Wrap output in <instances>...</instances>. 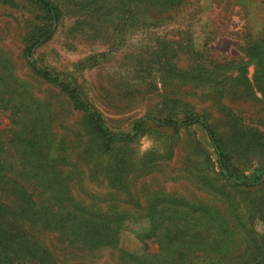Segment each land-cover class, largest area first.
<instances>
[{"label":"rangeland","instance_id":"1","mask_svg":"<svg viewBox=\"0 0 264 264\" xmlns=\"http://www.w3.org/2000/svg\"><path fill=\"white\" fill-rule=\"evenodd\" d=\"M53 2L57 31L34 59L76 88L112 132L133 133L148 115L200 116L223 140L236 178L262 174L264 61L249 42L264 37V0H189L141 20L115 17L118 0ZM52 23L35 2H0V139L8 161L0 203L24 235L56 264H264V183L250 188L222 176L200 124L147 122L131 139L100 134L28 65L26 48ZM189 35L194 51L186 53L180 46ZM169 40L179 47L169 49ZM32 129L44 134L32 139ZM188 225L193 231L182 232ZM150 229L155 237L147 239Z\"/></svg>","mask_w":264,"mask_h":264},{"label":"trees","instance_id":"2","mask_svg":"<svg viewBox=\"0 0 264 264\" xmlns=\"http://www.w3.org/2000/svg\"><path fill=\"white\" fill-rule=\"evenodd\" d=\"M9 1L16 0H0V2ZM29 1L35 2L45 8L50 14L51 20L53 21L50 28L37 34L31 40L30 45L25 50L28 65L31 71L62 89L74 102L77 108H79L85 113L91 124H93V126L98 130L100 134H103L110 140L114 138L131 139L134 137L135 133H137V131L141 129V127L147 122H152L153 124H156L161 127H180L200 124L207 132L208 137L211 140V143L218 156V164L221 169L222 176L228 178V180L234 181L238 186L254 188L264 183V171L261 175L255 177L252 181H241L234 176L233 172H231L229 168L225 165L226 154L225 144L223 140L219 138L217 132L213 129L209 121L203 117L195 116L186 118L184 120H175L159 119L152 115H148L134 125L133 133L115 134L114 132H112L106 126L101 116L91 108L90 104L81 96V94L76 88L72 87L70 84L63 82L57 76H54L50 72L42 69L40 66L37 65L34 59V52L39 46H42L53 39L57 31V27L53 24L59 22V16L57 14V7L53 0ZM200 1L201 0H197V2L199 3ZM227 1L228 0H226V2ZM188 3H190L189 0H118V5L114 8V10H116L117 12L115 14V17L119 18L120 20L127 19L128 17L141 20L148 16L155 17L161 14H167L178 11L180 8H183ZM192 3L195 2L193 1L190 4ZM200 14H202L201 11ZM235 27L236 26L234 25L233 28ZM214 31L215 29L211 28V33H213ZM178 44L179 42L173 40H169V42L167 43L169 49L178 48ZM249 44L254 45V49H259L260 54H262L261 59L262 61H264V37L262 40H251ZM180 47L186 49V53L190 52V49L192 52L194 51V45L192 43L190 35L186 42ZM16 116L18 117L17 123L25 127L28 123V120L23 117L20 111L17 113ZM14 123H16V121H14ZM28 134L31 135L32 139H36L37 136L42 137L44 132H36L35 129H32L28 132ZM35 134H37V136ZM4 145L5 143L2 141V139H0V193L8 194V161L3 159V157L1 156L2 152L5 150ZM99 229L107 230L108 228L103 226L99 227ZM18 231H21V233H18ZM151 231L152 230L150 229L148 235L146 236L147 239H150L152 236L155 237L154 234L150 233ZM184 231L193 230L191 226L188 225L187 227L182 229V232ZM93 233L91 235V239H93V242L96 243L97 241H95V239L97 235ZM15 234L24 237L23 241H19L18 239H16L14 237ZM24 234H26V232H24V227L17 226V224L13 221L12 214L8 212V204L0 203V241L5 243L4 246H0V258H7L8 264H14V260L18 259L30 262L36 261L40 264H56L54 258L51 256V253L47 250V248H44L40 242Z\"/></svg>","mask_w":264,"mask_h":264}]
</instances>
